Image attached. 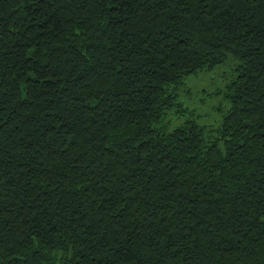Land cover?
Segmentation results:
<instances>
[{"label": "trees", "instance_id": "trees-1", "mask_svg": "<svg viewBox=\"0 0 264 264\" xmlns=\"http://www.w3.org/2000/svg\"><path fill=\"white\" fill-rule=\"evenodd\" d=\"M0 264H264V0H0Z\"/></svg>", "mask_w": 264, "mask_h": 264}, {"label": "rangeland", "instance_id": "rangeland-1", "mask_svg": "<svg viewBox=\"0 0 264 264\" xmlns=\"http://www.w3.org/2000/svg\"><path fill=\"white\" fill-rule=\"evenodd\" d=\"M236 60L229 56L220 64L195 75L187 76L177 88V101L187 110L184 116L193 117L200 125H213L228 107L222 96ZM181 119V120H182Z\"/></svg>", "mask_w": 264, "mask_h": 264}]
</instances>
